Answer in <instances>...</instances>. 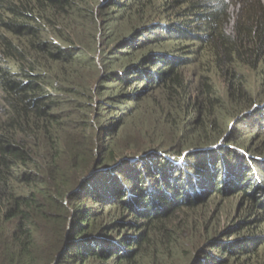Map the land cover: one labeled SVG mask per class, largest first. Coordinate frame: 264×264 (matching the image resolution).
Returning <instances> with one entry per match:
<instances>
[{
    "label": "trees",
    "instance_id": "16d2710c",
    "mask_svg": "<svg viewBox=\"0 0 264 264\" xmlns=\"http://www.w3.org/2000/svg\"><path fill=\"white\" fill-rule=\"evenodd\" d=\"M232 1L0 0V264H264V4Z\"/></svg>",
    "mask_w": 264,
    "mask_h": 264
},
{
    "label": "rangeland",
    "instance_id": "374dc122",
    "mask_svg": "<svg viewBox=\"0 0 264 264\" xmlns=\"http://www.w3.org/2000/svg\"><path fill=\"white\" fill-rule=\"evenodd\" d=\"M237 1H240V0H233L232 2L237 3ZM261 2L264 4V0H261ZM232 10H234V8Z\"/></svg>",
    "mask_w": 264,
    "mask_h": 264
}]
</instances>
